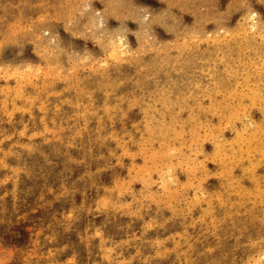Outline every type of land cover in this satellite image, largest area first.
Instances as JSON below:
<instances>
[{"label": "rangeland", "instance_id": "rangeland-1", "mask_svg": "<svg viewBox=\"0 0 264 264\" xmlns=\"http://www.w3.org/2000/svg\"><path fill=\"white\" fill-rule=\"evenodd\" d=\"M263 122L264 0H0V264H264Z\"/></svg>", "mask_w": 264, "mask_h": 264}, {"label": "bare ground", "instance_id": "bare-ground-1", "mask_svg": "<svg viewBox=\"0 0 264 264\" xmlns=\"http://www.w3.org/2000/svg\"><path fill=\"white\" fill-rule=\"evenodd\" d=\"M239 1H240V0H239ZM228 4H229V3H228ZM247 8H248V6H247ZM250 9L252 10V8H250ZM252 12H254V11H252ZM249 13H251V12H248V14H249ZM49 15H50V14H49ZM249 15H250V14H249ZM258 15H259V14H258ZM250 16H251L252 22H251V24H250L251 27H249V28H252V29H260V28H261V27H260V24H259L258 21H257V20H260V19H257V20H256V19L254 18V17H255V13H251ZM103 17H104V16H103ZM248 17H249V16H248ZM257 17L260 18V16H257ZM245 18H246V17H245ZM220 21H221V20H220ZM247 21H248V20H247ZM237 22H238V21H237ZM259 22H260V21H259ZM249 23H250V22H249ZM249 23H248V24H249ZM239 24H240V23H239ZM246 24H247V23H246ZM261 24L263 25V23H261ZM23 25H24V24H23ZM243 25H244V24H243ZM246 26H247V25H246ZM244 27H245V25H244ZM244 27H243V28H244ZM247 27H248V26H247ZM247 27H246V28H247ZM121 28H122V27H121ZM221 28H222V27H221ZM227 28H228V27H227ZM243 28H242L241 30H243ZM262 28H263V26H262ZM223 29H225V28H223ZM231 29H232V28H231ZM199 30H200V29H199ZM216 30H217V29H216ZM219 30H221V29H219ZM219 30H218V33H219ZM232 30H233V29H232ZM235 30H237V29L234 28V31H235ZM248 30L250 31V29H248ZM193 31H194V29H193ZM230 31H231V30H230ZM255 31H256V30H255ZM205 32L207 33V31H205ZM223 32H225V31H223ZM228 32H229V31H228ZM135 33H136V31H135ZM211 33H212V30H211ZM254 33H255V32H254ZM107 34H108V33H107ZM199 34H201V33H199ZM202 34L204 35L203 32H202ZM248 34H249V33H248ZM251 34H252V33H251ZM260 34H261V33H260ZM86 35H87V34H86ZM86 35H85V36H86ZM240 35H241V34H240ZM41 36H42V35H41ZM234 36H236V35H234ZM245 36H246V35H245ZM260 36H261V35H260ZM262 36H263V35H262ZM203 37H204V36H203ZM205 37H206V36H205ZM126 38H127V37H126ZM234 38L237 39V37H234ZM244 38H245V37H244ZM259 38H260V37H259ZM8 39H9V38H8ZM109 39H110V38H109ZM111 39H112V37H111ZM122 39H123V38H122ZM225 40H227V39H225ZM232 40H233V39H232ZM243 40H244V39H243ZM246 40H248V39H246ZM246 40H245V41H246ZM123 41H124V39H123ZM123 41H122V42H123ZM209 41H210V40H209ZM209 41H208V43H209ZM223 41H224V38H223ZM227 41H228V40H227ZM227 41H226V42H227ZM233 41H234V40H233ZM241 41H242V40H241ZM241 41H240V42H241ZM251 41H252V40H251ZM8 42H9V41H8ZM110 42H111V41H110ZM126 42H127V41H126ZM126 42H123V43L121 44V47H122V46H125V45L127 44ZM200 42H201V41H200ZM202 42H203V41H202ZM224 42H225V41H224ZM243 42H244V41H242V43H243ZM205 43H206V41H205ZM212 43H214V42L212 41ZM111 44H112V43H111ZM116 44H117V43H116ZM217 44H218V43H217ZM217 44H216V45H217ZM228 44H229V43H228ZM228 44H227V45H228ZM98 45H99V44H98ZM213 45H214V44H213ZM216 45H215V46H216ZM219 45H220V44H219ZM219 45H218V46H219ZM221 45H223V43H221ZM221 45H220V46H221ZM225 45H226V44H225ZM181 46H183V45H181ZM187 46H188V45H187ZM208 46H209V45H208ZM210 46H211V45H210ZM128 47H130V45H128ZM206 47H207V46H206ZM227 48H228V47H227ZM176 49H179V48H176ZM208 49H209V48H208ZM228 49H229V48H228ZM36 50H37V49H36ZM112 50H113V49H112ZM133 50H134V49H133ZM206 50H207V49H206ZM105 51H106V50H105ZM156 51H157V50H156ZM186 51L189 52V48H188V50H186ZM203 51H204V50H203ZM220 51H222V50H220ZM231 51H232V50H231ZM122 52H124V49H121V50H119V51H118V50H115V52L113 53L112 56H117L118 54H121ZM125 52H126V51H125ZM166 52H167V51H166ZM201 52H202V51H201ZM204 52H206V51H204ZM236 52H237V51H236ZM236 52H235V53H236ZM107 53H108V52H107ZM202 53H203V52H202ZM225 53H226V52H225ZM204 54H205V53H204ZM179 55H180V54H179ZM91 56H92V55H91ZM77 57H78V56H77ZM219 57H220V56H219ZM219 57H218V58H219ZM95 58H96V57H95ZM126 58H127V57H126ZM222 58H223V57H222ZM104 59L106 60L105 57H104ZM216 59H217V57H216ZM219 59H220V58H219ZM238 60H239V58H238ZM108 61H109V60H108ZM110 61H111V60H110ZM110 61H109V63H110ZM129 61H130V60H129ZM172 61H173V60H172ZM51 62H52V61H51ZM175 62H176V61H175ZM247 62H248V61H247ZM220 63H221V62H220ZM224 63H225V62H224ZM222 64H223V63H222ZM225 64H226V63H225ZM225 64H223V65L225 66ZM236 64H237V63H236ZM108 65H109V64H108ZM226 65H227V64H226ZM229 66H230V65H229ZM11 67H12V66H11ZM113 67H114V66H113ZM226 67H228V66H225V69H226V70L230 69V68L227 69ZM230 67H231V66H230ZM237 67H238V66H237ZM231 68H232V67H231ZM235 68H236V67H234V69H235ZM261 68H262V67H261ZM48 69H49V68H48ZM107 69H108V68H107ZM234 69H233V70H234ZM241 69H243V68H240V70H241ZM223 70H224V69H223ZM231 70H232V69H231ZM234 71H235V70H234ZM241 71H242V70H241ZM48 72H49V71H48ZM221 72H222V71H221ZM239 72H240V71H239ZM243 72H244V70H243ZM223 73H224V72H223ZM208 74H209V73H208ZM231 74L233 75L234 73L232 72ZM231 74H230V75H231ZM235 74H236V76H237V73H236V72H235ZM240 74H241V72H240ZM50 75H51V74H50ZM209 75H210V74H209ZM232 75H231V76H232ZM20 78H21V77H20ZM25 78H26V77H25ZM245 78H246V77H245ZM23 79H24V78H23ZM133 79H134V78H133ZM225 79H226V78H225ZM218 80H219V79H218ZM227 80H228V79H227ZM258 80H259V79H258ZM97 81H98V80H97ZM219 81H220V80H219ZM245 81H246V80H245ZM228 82H229V81H228ZM240 82H241V81H240ZM106 83H107V82H106ZM212 83H214V81H212ZM215 84H216V82H215ZM233 84H234V83H233ZM110 85H111V84H110ZM147 85H148V84H147ZM190 85H191V84H190ZM230 85H231V84H230ZM230 85H229V83H227V88H228V86H230ZM262 85H263V83H262ZM105 86H106V84H105ZM195 86H196V85H195ZM211 86H212L211 89H209L210 92H211V90L213 91L212 88H213L214 85H211ZM218 86H219V84H218ZM220 86H223V84H222V85L220 84ZM249 86H250V85H249ZM100 87H101V86H100ZM209 87H210V86H209ZM224 87H225V86H224ZM244 87H245V86H244ZM218 88H219V87H218ZM218 88H217V90H218ZM221 88H222V87H221ZM245 88H246V87H245ZM200 89H201V88H200ZM207 89H208V88H207ZM219 89H220V88H219ZM145 90H146V89H145ZM149 90H150V89H149ZM153 90H154V89H152V92H153ZM90 91H91V90H90ZM141 91H142V90H141ZM228 91H229V89H228ZM105 92H106V90H105ZM150 92H151V91H150ZM150 92H149V93H150ZM204 92H205V93H204V95H205V94H206V90H205ZM210 92H209V93H210ZM107 93H108V92H107ZM211 93H212V92H211ZM211 93H210V94H211ZM213 93H214V91H213ZM213 93H212V94H213ZM142 94H143V93H142ZM152 94H153V93H152ZM160 94H161V92H160ZM89 95H90V94H89ZM162 95H163V94H162ZM206 95H207V94H206ZM208 95H209V94H208ZM236 95H237V94H236ZM164 96H165V95H164ZM164 96H163V97H164ZM237 96H238V95H237ZM239 97H240V96H238V98H239ZM242 97H243V96L241 95V98H242ZM161 98H162V97H161ZM157 99H159V98H157ZM162 100L165 101V100H167V98H166V99H162ZM157 101H158V100H157ZM159 101H160V100H159ZM164 101H163V102H164ZM160 102H161V101H160ZM166 102H167V101H166ZM161 103H162V102H161ZM212 103L215 104V102H212ZM90 104H91V102H90ZM150 104H151V103H150ZM163 104H164V103H162L161 105H163ZM166 104H167V106H169L168 103H166ZM200 104H201V103H198V105H200ZM216 104H218L217 101H216ZM155 105H156V104H154V107H155ZM161 105H160V106H161ZM172 105H173V103H172ZM106 106H107V105H106ZM148 106H150V105H148ZM255 106H256V105H255ZM165 107H166V106H165ZM173 107H174V106H173ZM178 107H179V106H178ZM14 108H15V107H14ZM105 108H106V107H105ZM107 108H108V106H107ZM150 108L152 109L151 106H150ZM156 108H157V107H156ZM168 108H169V107H168ZM188 108H189V107H188ZM198 108H199V107H198ZM203 108H205V107H203ZM211 108H214V107H211ZM249 108H250V107H249ZM144 109H145V108H144ZM144 109H142V110H144ZM146 109H148V108L146 107ZM160 109H162V108H160ZM165 109H166V108H165ZM182 109H183V108H182ZM186 109H187V108H186ZM190 109H192V108H190ZM221 109H222V108H221ZM118 110H119V109H118ZM154 110H155V109H154ZM204 110H205V109H204ZM217 110H218V109H217ZM219 110H220V109H219ZM157 111H158V109H157ZM161 111H162V110H161ZM161 111H160V112L158 111V113H161ZM205 111H206V110H205ZM162 112H163V111H162ZM169 112H170V109H169ZM110 113H112L113 116L116 115V116L119 117V113H118L117 111L111 109V108H110V111H108V116H110ZM152 113H153V112H152ZM163 113H164V112H163ZM163 113H162V114H163ZM173 113H174V112H173ZM191 113H192V112H191ZM203 113H204V112H203ZM205 113H206V112H205ZM205 113H204V115H205ZM247 113H248V112H247ZM177 114H178V112H177ZM206 114H207V113H206ZM217 114H218V113H217ZM233 114H234V113H233ZM112 115H111V116H112ZM169 115H171V114L169 113ZM169 115H168V116H169ZM173 115H174V114H173ZM189 115H190V114H189ZM210 115H211V113H210ZM212 115H213V114H212ZM238 115H239V114H238ZM241 115H242V114H241ZM243 115H245V114H243ZM243 115H242V117H243ZM246 115H247V114H246ZM123 116H124V117H123ZM123 116H120L119 118H120V119H126L127 116H126L125 114H123ZM152 116H153V115H152ZM160 116H161V118H162V115H160ZM164 116H165V114H164ZM164 116H163V118H164ZM175 116H176V115H175ZM223 116H225V115H223ZM223 116H222V117H223ZM177 117H178V116H177ZM205 117H206V116H205ZM240 117H241V116H240ZM242 117H241V118H242ZM245 117L247 118V116H245ZM155 118H156V116H155ZM155 118H154V119H155ZM170 118H171V117H170ZM189 118H190V117H189ZM227 118H228V117H227ZM236 118H237V117H236ZM158 119H159V118H158ZM183 119H184V118H183ZM230 119H231V118H230ZM248 119H250V118H248ZM248 119H247V121H248ZM144 120H145V119H144ZM148 120H149V118H148ZM171 120H172V119H171ZM185 120H186V119H185ZM188 120H189V119H188ZM190 120H193V116H192V118H190ZM240 120H241V119H240ZM251 120H253V119H251ZM150 121H151V119H150ZM172 121H173V120H172ZM177 121H178V120H177ZM249 121H250V120H249ZM146 122H147V121H146ZM182 122H183V121H182ZM186 122H189V121L186 120ZM186 122L184 121V123H186ZM198 122H199V121H198ZM221 122H222V121H221ZM230 122H232V121H230ZM242 122H243V121H242ZM159 123H160V119H159ZM184 123H183V124H184ZM195 123H196V121H195ZM248 123H249V122H248ZM263 123H264V122H263ZM144 124H145V123H144ZM163 124L166 125L165 121L163 122ZM171 124H173V123H172V122L169 123V125H171ZM226 124H228V121L226 122ZM233 124H234V123H233ZM134 125H135V124H134ZM159 125H161V123H160ZM191 125H192V123H191ZM230 125H231V124H230ZM251 125H256V124H251ZM251 125H250V127H251ZM208 126H209V125H208ZM222 126H223V125H222ZM222 126L219 125V127H222ZM227 126H228V125H227ZM227 126H226V127H227ZM231 126H232V125H231ZM231 126H230V127H231ZM233 126H234V125H233ZM244 126H245V124H244ZM162 127H163V125H162ZM171 127H174V126H171ZM181 127H182V126H181ZM205 127H207V126H205ZM211 127H212V126H211ZM246 127H248V126H245V128H246ZM255 127H256V126H255ZM257 127H258V125H257ZM148 128H151V127H150V126L148 127V125H147V129H148ZM163 128H164V127H163ZM175 128H176V127H175ZM222 128L224 129V127H222ZM251 128H252V127H251ZM147 129H146V130H147ZM169 129H170V128H169ZM183 129H184V128H183ZM219 129H220V128H219ZM234 129H236V127H234ZM247 129H248V128H247ZM247 129H244V130H247ZM253 129H254V128H253ZM256 129H257V128H255L254 130H256ZM148 130H149V129H148ZM160 130H161V129H160ZM173 130H174V129H173ZM176 130H177V129H176ZM176 130H174V131H176ZM178 130H179V128H178ZM205 130H206V129H205ZM244 130H243V132H244ZM150 131H152V128H151ZM153 131H154V130H153ZM158 131H159V130H158ZM161 131H162V130H161ZM179 131H181V130H179ZM191 131H192V129L190 130V132H191ZM206 131H207V130H206ZM221 131H222V130H221ZM164 132H165V130H164ZM164 132H161V133H162L161 136L165 135ZM167 132H168V131H167ZM167 132H166V133H167ZM253 132H254V131H253ZM150 133H151V132H150ZM153 133H154V132H153ZM163 133H164V134H163ZM168 133H170V132H168ZM168 133H167V134H168ZM173 133H174V132H173ZM184 133H185V129H184ZM184 133H183V134H184ZM193 133H194V131H193ZM207 133H208V132H206L205 134H207ZM211 133H212V131H211ZM218 133L220 134V132H218ZM262 133H263V132H262ZM148 135H149V134H148ZM150 135H152V134H150ZM158 135H159V138L162 139V138L160 137V134H158ZM179 135L181 136L182 134H179ZM207 135H209V134H207ZM215 135H216V134H215ZM261 135H262V134H261ZM139 136H141V135H139ZM169 136H170V135H169ZM169 136H168V137H169ZM180 136H179V137H180ZM199 136H200V135H199ZM203 136L207 137L206 135H204V133H203ZM209 136H211V134H210ZM209 136H208V138H209ZM212 136H213V133H212ZM258 136H260V134H259ZM258 136H257V137H258ZM163 137H164V136H163ZM205 137H203V138H205ZM214 137H215V136H214ZM217 137H218V136H217ZM217 137H216V138H217ZM220 137H222V136H220ZM7 138H8V137H7ZM164 138H165V137H164ZM170 138H171V137H170ZM203 138H202V139H203ZM218 138H219V137H218ZM160 139H159V140H160ZM196 139H198V138H196ZM199 139H200V138H199ZM210 139L213 140V137L210 138ZM261 139H262V138H261ZM146 140H147V139H146ZM155 140H157V139H155ZM165 140H166V139H165ZM172 140H173V139H172ZM218 140H219V139H218ZM161 141H164V140H161ZM191 141H192V140H191ZM196 141H197V140H196ZM222 141H224V140H222ZM233 141H234V140H233ZM249 141L251 142V140H249ZM165 142H166V141H165ZM225 142H231V141H230V140H229V141H226V140H225V141L222 142V143L225 144ZM149 143H150V142H149ZM189 143H190V142H189ZM196 143H197V142H196ZM183 144H184V143H183ZM194 144H195V142H194ZM249 144H250V143H249ZM164 145H166V144H163L162 146H164ZM168 145H169V144H168ZM188 145H190V144H188ZM240 145H241V144H240ZM182 146H183V145H182ZM192 146H193V145H192ZM215 146L217 147L216 143H215ZM219 146H220V145H219ZM250 146H251V145H250ZM169 147H170V145H169ZM195 147H196V146H195ZM222 147H223V144H222L221 148H222ZM164 148L166 149V147H164ZM164 148H163V149H164ZM167 148H168V147H167ZM173 148H175V147H173ZM176 148H178V147H176ZM183 148H184V147H183ZM196 148H197V147H196ZM219 148H220V147H219ZM219 148H217V149L219 150ZM225 148H227V147H225ZM230 148H231V147H230ZM163 149H162V151H163ZM171 149H172V148H171ZM231 149H232V148H231ZM249 149L251 150V148H249ZM142 150H143V149H142ZM155 150H156V149H155ZM172 150H173V149H172ZM176 150H177V149H176ZM222 150H223V148H222ZM225 150H226V149H225ZM233 150L235 151V149H233ZM246 150H247V149H246ZM166 151H167V149H166ZM177 151H178V150H177ZM177 151H176V152H177ZM196 151H197V149H196ZM196 151H195V152H196ZM198 151H199V153H200V150H199V149H198ZM174 152H175V151H174ZM179 152H180V151H179ZM195 152H194V154H197V153H195ZM201 152H202V149H201ZM232 152H233V151H232ZM249 152H250V151L248 150V152H247V156H249V154H250ZM156 153H157V151H156ZM162 153H163V152H162ZM165 153H166V152H165ZM192 153H193V152H192ZM215 153H217V152L215 151ZM223 153H224V157H225V154H226V153L230 155V152H229V153H228V152L225 153V152L223 151ZM166 154H167V153H166ZM170 154L173 155V153H170ZM170 154H169V156H171ZM179 154L181 155V152H180ZM179 154H178V156H179ZM183 154H184V153H182V156H183ZM219 154H221V153H219ZM232 154H233V153H232ZM237 154H238V153H237ZM124 155H125V154H124ZM151 155H152V154H151ZM155 155H156V154H155ZM155 155H154V156H155ZM157 155H158V154H157ZM161 155H162V154H161ZM167 155H168V154H167ZM167 155H166V156H167ZM191 155H192V154H191ZM209 155H210V154H209ZM222 155H223V154H222ZM154 156H153V157H154ZM163 156H165V154H163ZM188 156H189V155H188ZM195 156H196V155H195ZM220 156H221V155H220ZM230 156H231V155H230ZM251 156H252V155H251ZM232 157H233V156H232ZM155 158H156V157H155ZM187 158H188V157H187ZM191 158H193V157H191ZM209 158H210V157H209ZM226 158H227V157H226ZM236 158H237V157H236ZM249 158H250V157H249ZM161 159H162V158H161ZM163 159H165V158H163ZM166 159H167V158H166ZM166 159H165V160H166ZM193 159L195 160V157H194ZM228 159H230V157H229ZM238 159H240V157H238ZM243 159H244V158H243ZM190 160H192V159H190ZM194 160H193V161H194ZM196 160H197V158H196ZM180 161L182 162V160H180ZM188 161H189V160H188ZM188 161H184V159H183V162H185V163H183V162H182V163L186 165V163H187ZM199 161H200V162H203V161H201V160H198L197 162H199ZM235 161H237V160H235ZM163 162H164V161H163ZM189 162L192 163L191 161H189ZM200 162H199V163H200ZM116 163H117V162H116ZM161 163H162V162H161ZM187 164H188V163H187ZM196 164H197V163L195 162L194 165H196ZM165 165H166V169H167V171H166V173H164V172H163V173L166 174V175H165V181H166V183L168 184L170 179H169L168 181H167L166 179H167V177H170V176L173 177V174H174V173H173V174H171V173H172V171H173L174 168L172 169V167H173L172 165H173V164H172V163H169V160H166V164L164 163V167H165ZM200 165H203V163L200 164ZM200 165H197V167L200 166ZM155 166H157V165H155ZM176 166H177V164H176ZM188 166L190 167V165H188ZM203 166H204V165H203ZM203 166H202V167H203ZM180 167H181V166H180ZM251 167H253V166H251ZM251 167H250V170H253ZM184 169H185V167H184ZM190 169H191V168H190ZM200 169H201V168H200ZM203 169H204V167H203ZM157 170H158V169H157ZM186 170H187V169H186ZM162 171H163V170H162ZM188 171H191V170H188ZM173 172H174V171H173ZM250 174H251V173H250ZM204 176H206V175L204 174ZM175 177H176V176H175ZM175 177H173V179H174ZM147 178H148V177H147ZM150 178H151V177H150ZM202 178H203V177H202ZM202 178H201V179H202ZM152 179H153V178H152ZM194 179H195V177H194ZM153 180H154V179H153ZM155 180H156V179H155ZM155 180H154V181H155ZM161 180H162V177H161ZM174 180H175V179H174ZM154 181H153V183H154ZM232 181H234V179H233ZM143 182H144V181H143ZM148 182H149V181H148ZM155 182H156V181H155ZM161 182L163 183V180H162ZM170 182H171V180H170ZM177 182H179V181H177ZM191 182H192V181H191ZM236 182H237V181H236ZM150 183H151V182H150ZM164 183H165V182H164ZM166 183H165V184H166ZM179 183H180V182H179ZM187 183H188V182H187ZM193 183H194V182H193ZM193 183H192V184H193ZM197 183H199V182H197ZM160 184H161V183H160ZM170 184H171V183H170ZM172 184H173V183H172ZM172 184H171V185H172ZM177 184H178V183H177ZM180 184H181V183H180ZM188 184L190 185V182H189ZM194 184H195V183H194ZM184 185H185V183H184ZM199 185H201V184L199 183ZM116 186H117V185H116ZM163 186H164V185H163ZM166 186H167V185H166ZM173 186H175V185H173ZM177 186H178V185H177ZM190 186H191V185H190ZM193 186H194V185H193ZM195 186H196V185H195ZM169 187H170V186H169ZM175 187H176V186H175ZM178 187H179V186H178ZM185 188H186V187H185ZM185 188H184V189H185ZM200 188H201V187H200ZM174 189H175V188H174ZM174 189H173V190H174ZM177 189H178V188H177ZM177 189H176V190H177ZM180 189H181V187H180ZM168 190H169V189H168ZM176 190H175V191H176ZM196 190H201V191H202V189H197V188L195 189V191H196ZM239 190H240V188H239ZM241 190H242V189H241ZM246 190H248V189H246ZM193 191H194V190H193ZM204 191H205V190H204ZM235 191H236V190H235ZM243 191H244V190H243ZM177 192H178V191H177ZM202 192H203V191H202ZM246 192H247V191H246ZM117 193H118V192H117ZM193 193H195V192H193ZM207 193H208V191H207ZM152 194H153V192H152ZM173 194H174V193H173ZM196 194H197V193H196ZM200 194H202V193H200ZM193 195H194V194H193ZM202 195H204V194H202ZM205 195H206V193H205ZM157 196H158V195H157ZM172 196H173V195H172ZM197 196H198V195H197ZM210 196H211V195H210ZM210 196H207V197L210 198ZM173 197H174V196H173ZM201 197H202V196H201ZM150 198H151V197H150ZM185 198H186V197H185ZM192 198H194V197H192ZM198 198H199V197H198ZM211 198H212V197H211ZM151 199H153V198H151ZM166 199H167V197H166ZM195 199H196V198H195ZM203 199H204V198H203ZM203 199L200 198V200H203ZM207 199H208V198H207ZM198 200H199V199H198ZM200 200H199V201H200ZM205 200H206V199H205ZM154 201H155V200H154ZM188 201H189V200H188ZM222 202H223V201H222ZM168 203H170V202H168ZM209 211H210V210H209ZM263 212H264V211H263ZM237 213H238V212H237ZM214 226H215V225H214ZM186 230H187V229H186ZM186 232H187V231H186ZM262 252H263V251H261V254H262ZM258 253H259V252H258ZM258 253H257V255H258ZM252 257H253V255H252ZM259 257H260V256H259ZM259 257L257 256V258L255 257V259H258ZM262 258H263V257H262ZM262 258H261V259H262ZM251 259H252V258H251ZM253 259H254V258H253ZM253 259H252V260H253ZM261 259L259 258L258 260H255V264H257V263H258V264H261V262H260ZM248 263H250V262L248 261ZM253 263H254V262H253Z\"/></svg>", "mask_w": 264, "mask_h": 264}]
</instances>
